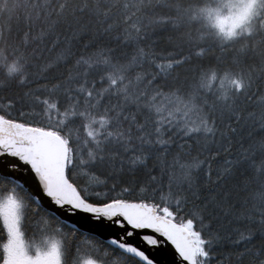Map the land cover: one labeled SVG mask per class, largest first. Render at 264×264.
<instances>
[{
	"label": "snow or ice",
	"instance_id": "6c2138e0",
	"mask_svg": "<svg viewBox=\"0 0 264 264\" xmlns=\"http://www.w3.org/2000/svg\"><path fill=\"white\" fill-rule=\"evenodd\" d=\"M207 5L0 0V264H264V5L228 42Z\"/></svg>",
	"mask_w": 264,
	"mask_h": 264
},
{
	"label": "trees",
	"instance_id": "16d2710c",
	"mask_svg": "<svg viewBox=\"0 0 264 264\" xmlns=\"http://www.w3.org/2000/svg\"><path fill=\"white\" fill-rule=\"evenodd\" d=\"M156 11L161 12V13H167L168 9L158 7L156 9ZM5 22H6L5 17L0 16V25H3ZM10 24L13 28L14 34H16L17 30H19V35H22L24 28H25V25H24L22 19L19 22L16 21L15 19H13L10 22ZM40 27H41V25L38 23L36 28L34 29V31L38 32L40 30ZM162 28H167L166 29L167 31L162 29ZM162 28H158L154 32L153 39L156 41L155 49L158 52L167 53L168 51L173 50L172 44L170 43L169 38L171 37L173 39V41H178L179 37H178L177 33L171 29L170 26L162 27ZM208 31L210 33H212L211 30L208 29ZM19 35H17V39H19ZM53 39H55V36H51V37L45 39L43 44H40L39 42H35L33 44H30L29 47L25 51H26V53H31L32 48H34V47H38V48L42 49L43 51H42V54L40 55V59L38 61H36V63H45L48 60L53 59L57 54V48H52L51 41ZM60 39H61V41H63V39H64V33L63 32H61ZM85 39H86V37H85ZM81 43H82V41H81ZM111 46H116L115 42H113ZM79 47H80V45L76 44V50L77 51L79 50ZM49 48H52V50L49 51L48 50ZM118 51H123V52L129 54V53L133 52L134 50L131 47L120 46L118 48ZM231 55L232 54L230 52L220 53L218 49L214 52V56H218L221 58V62H219L220 66H226L230 60ZM203 62L205 64L208 63V57L207 56L204 58ZM249 62L251 63L252 61H249ZM194 63H195V61H194ZM184 67H188V66L186 65ZM30 70L34 71L35 69H30ZM60 71H64L63 66L60 67ZM181 71H183V69H181ZM55 73H56V69H53L52 71L47 73V75L52 76ZM5 79H6L5 70L2 66H0V80H5ZM32 87H35V85H32ZM22 90L23 89H18V88H13V89L7 90V91L0 89V101H4L6 98H14L16 93L18 91H22ZM254 99H257V98H254ZM258 102L259 101L257 99V103ZM172 151L174 153L175 151H177V149L174 148ZM171 158H172L171 155H169L168 159L171 160ZM104 178L105 177L103 175L100 176V179H104ZM233 183H234L233 181H224L223 186L227 189H231ZM209 194H216V193L215 192L210 193L208 189H205L203 192V195H209ZM241 195H243V193H241ZM24 228H25V231L29 235H31L33 233H36L37 235H39L41 232L46 231V225L44 223L43 218L40 216L32 217L31 214H29V219L27 221H25ZM0 243H2V241H0ZM72 245H73V256H72V258L76 259L77 254L75 252V249L78 247L81 249L82 252L87 250V248L90 245V241H88L85 238L77 235L76 238L72 241Z\"/></svg>",
	"mask_w": 264,
	"mask_h": 264
},
{
	"label": "clouds",
	"instance_id": "9594fccd",
	"mask_svg": "<svg viewBox=\"0 0 264 264\" xmlns=\"http://www.w3.org/2000/svg\"><path fill=\"white\" fill-rule=\"evenodd\" d=\"M255 5H264V0H208L212 10L206 20L208 29L218 40L228 42L246 28Z\"/></svg>",
	"mask_w": 264,
	"mask_h": 264
},
{
	"label": "bare ground",
	"instance_id": "6f19581e",
	"mask_svg": "<svg viewBox=\"0 0 264 264\" xmlns=\"http://www.w3.org/2000/svg\"><path fill=\"white\" fill-rule=\"evenodd\" d=\"M162 29L166 30L167 28H162ZM132 54H133V52L129 53L128 55L131 56Z\"/></svg>",
	"mask_w": 264,
	"mask_h": 264
}]
</instances>
